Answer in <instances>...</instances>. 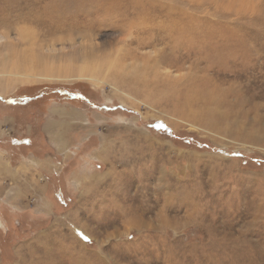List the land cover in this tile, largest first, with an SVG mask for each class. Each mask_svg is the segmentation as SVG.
Segmentation results:
<instances>
[{"label":"rangeland","instance_id":"rangeland-1","mask_svg":"<svg viewBox=\"0 0 264 264\" xmlns=\"http://www.w3.org/2000/svg\"><path fill=\"white\" fill-rule=\"evenodd\" d=\"M0 264H264V0H0Z\"/></svg>","mask_w":264,"mask_h":264},{"label":"bare ground","instance_id":"bare-ground-1","mask_svg":"<svg viewBox=\"0 0 264 264\" xmlns=\"http://www.w3.org/2000/svg\"><path fill=\"white\" fill-rule=\"evenodd\" d=\"M88 45L90 46V50L94 51V45L91 42H88ZM81 47V46H80ZM54 48V47H53ZM53 50V49H52Z\"/></svg>","mask_w":264,"mask_h":264}]
</instances>
